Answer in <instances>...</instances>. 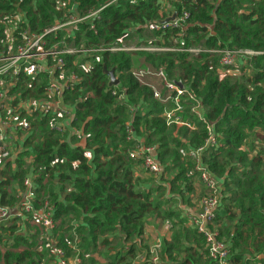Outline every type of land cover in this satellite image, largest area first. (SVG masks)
Listing matches in <instances>:
<instances>
[{"label":"trees","instance_id":"16d2710c","mask_svg":"<svg viewBox=\"0 0 264 264\" xmlns=\"http://www.w3.org/2000/svg\"><path fill=\"white\" fill-rule=\"evenodd\" d=\"M180 1L181 4H174L176 10L180 12L184 7L190 15L184 46H206L213 43L221 49L264 51V0ZM109 2L69 0V7L76 6L81 15ZM12 4H19L25 12L27 25L23 23L21 27H28L36 32L48 29L63 14L56 11L53 0H35L34 5L32 0H0V16L11 13ZM157 13L159 8L156 0H118L105 8L100 13L99 20L92 25L78 24L73 31L74 38L67 39L66 44L76 48H97L121 38L134 42L145 37H155L158 33L146 26L149 21L160 20ZM129 27L132 28L128 29ZM175 35L174 31L167 33L164 37L166 44ZM61 38L58 35L56 38L51 36L50 39L57 43ZM100 56L101 61L95 62L89 71L82 69L83 62H77L76 56L65 57L66 72H74L81 79L78 85L64 94L65 102L75 106L71 125L81 136L74 133L59 135L50 131L46 126V117L36 121L35 134L26 141L25 147L27 152L31 148L36 155L33 170L38 175L37 193L45 192L42 184L46 178L52 183L55 179L61 183L63 197L53 189L48 194L54 208L53 219L60 220L55 233L71 235V230L75 227L80 249L84 247L94 253L97 246L101 249L107 248L106 246L113 249L121 247L109 256V263L129 264L130 258L135 257L139 250L137 242L143 244L145 219L154 213L151 210H159L160 199L154 200L153 206L150 203L152 196L150 197V192L145 187L137 188L138 190L134 188V168L140 166V162L129 158L128 152L134 149V144L126 139V124L130 122L137 138L144 145L156 147V155L162 164L173 163L180 167L170 183V191L181 199L192 190L186 169L181 168L185 163L180 152L183 154L193 144L202 145L205 131L203 123L197 121L190 112L194 103L191 101L184 103L179 115L183 120L195 123L194 131L165 125L162 116L164 106L152 98L149 89L140 86L129 74L133 64L130 54L102 53ZM140 56L153 67L163 69L171 80L178 70L176 75L180 76L179 79L200 102L205 119L213 124L220 145L209 148L203 162L217 179H221L223 193L225 187L228 188L227 192L235 190L229 193L226 201L229 206L235 204L239 207L238 213L228 206L220 209L222 211L215 221H232L228 229H219L220 236L225 234L226 238H223L231 246V264H252V260L264 255V163L257 157L247 161V157L237 153V150L246 133L257 129L264 131V109L261 105L264 93L259 91L249 96L247 89L231 78L219 80L213 72L218 66L217 60L206 55L192 58L193 55L188 53H144ZM249 63L253 66L255 75L259 73L260 77H264V55ZM104 66L106 70L115 69L120 89L126 94L124 103H118L112 97V88L108 87ZM44 80L43 77L37 83V90L33 95L42 96ZM24 81H19L16 89H21L27 95L30 92L22 85H27L28 82ZM88 91L94 92V96L89 97ZM127 106H134L133 114L128 113ZM140 125L145 127L143 138L138 135ZM29 170L22 169L21 164H18L15 171L6 169L2 172V206L11 208L15 205L16 198L7 191L12 187L13 181L21 186ZM171 214L168 212L165 217L170 218ZM1 233L0 229V246L3 245L5 249L20 245L32 249V244L20 237L11 239L12 245L8 247L3 243ZM63 233L57 237L55 245L70 253L69 241L72 238L70 236L64 239ZM195 235L200 238L201 252L197 254L193 249H185L187 262L181 264H212L203 256L204 239L196 233ZM117 241L120 244H116ZM167 250L169 255L172 252L180 253L174 245H169ZM0 264H41V260L37 253L30 250H6L3 255L0 252Z\"/></svg>","mask_w":264,"mask_h":264},{"label":"built area","instance_id":"2783aa9c","mask_svg":"<svg viewBox=\"0 0 264 264\" xmlns=\"http://www.w3.org/2000/svg\"><path fill=\"white\" fill-rule=\"evenodd\" d=\"M53 1L56 11L63 12V14L43 32L21 27L23 23L27 25V19L19 4H12L11 13L2 12L0 16V181L2 172L6 169L15 171L18 164H21L22 169H30L22 185L19 186L18 183L15 185V205L7 208L0 204V225H6L4 224L6 221H26L30 217L44 236L48 255L53 264H81V249L75 227L71 230L70 253L56 246L53 241L52 232L57 225L53 219L54 208L48 196L43 192L37 193L38 175L33 170L36 155L31 148L27 152L25 147L26 141L35 134L36 121L46 117L48 118L46 126L50 131L59 135L74 133L81 136V133L75 131L71 125L75 106L64 100L65 92L78 85L81 79L74 72H66L65 57L76 56L77 62H83L84 71H89L95 62L101 61L102 53L131 55L188 53L195 57L206 55L211 59H216L221 69H249L252 67L249 62L256 57L263 56L264 51L221 49L213 43L206 46H184L190 15L184 7L180 12L176 10L174 4H181L180 0H156L159 8V21L170 19L173 14L175 18L164 25L148 24L146 27L158 34L147 41L138 39V47H133L132 42L122 38L97 48L70 47L66 44V40L74 38L73 31L78 24L92 25L94 21L99 20L100 13L105 8L118 0H113L99 9L89 10L81 15L76 6L69 7V0ZM194 1L190 0V3ZM32 4H35V0H32ZM170 31L176 32V35L169 39V44H166L164 37ZM58 35L62 36L61 40L53 43L51 36L56 38ZM129 74L140 86L149 89L152 98L164 106L162 116L167 127L176 126L194 131L195 123L183 120L179 115L186 101L194 102L190 107V112L197 121L203 123L206 139L199 147L186 148L183 156L195 165L204 193L195 202L194 209L185 208L183 210L182 217L190 229L204 239L207 260L212 264H231V246L220 236L215 226L217 213L223 200V185L202 160L203 152L220 145V139L215 133L213 124L205 119L200 102L193 97L184 83L180 86L179 82L169 79L165 72L151 66L131 64ZM43 77L45 80L42 86V96L38 97L33 93L37 90V83L41 82ZM19 81L28 82L25 86L30 93L24 95L23 91L16 89ZM107 81L109 84L108 78ZM111 88V95L116 102L124 103L126 94L123 89H120V84ZM127 107L128 113L133 114L134 106ZM262 108L264 109V101H262ZM126 125V139L134 144V149L128 152L129 158L139 161L145 171L156 179L160 178V183L164 184L165 169L156 155V147L144 145V142L137 138L130 122ZM201 152L202 155H200ZM45 182L46 180L43 181ZM7 192L9 193V190ZM161 251V240H156L149 247L146 257H140V261L136 264H165L161 258Z\"/></svg>","mask_w":264,"mask_h":264},{"label":"rangeland","instance_id":"374dc122","mask_svg":"<svg viewBox=\"0 0 264 264\" xmlns=\"http://www.w3.org/2000/svg\"><path fill=\"white\" fill-rule=\"evenodd\" d=\"M109 2V0H107ZM113 0H111L110 2H112ZM135 1V0H132ZM72 4V2H71ZM139 18V16H137ZM135 26V23H133L132 27ZM143 26V25H142ZM129 27L128 29L132 28ZM127 29V30H128ZM149 39H147L146 37L142 40V41H147ZM156 44V43H155ZM133 47H138L139 45L137 44L136 41L132 42ZM144 53H139V54H135L132 57L134 58V62L135 65L136 64H141V66H151L153 67L151 64H149L148 62H146L145 60H142L140 58L139 55H142ZM192 58H196V57H192ZM156 70H162L163 72H165L163 69L158 68V67H153ZM177 69V68H176ZM179 72L178 70L175 72L174 76H173V80L177 81L179 83L183 82L179 79V75H176V73ZM214 75L219 79V80H223L225 78H231L232 81L236 82L238 85L244 87L247 89L249 96L254 95L256 93H258L259 91H261L262 93H264V77H260L259 73L255 75V72L253 70V66L249 69L247 68H232V69H221L220 67L216 66V68L213 70ZM25 86V85H22ZM26 88V86H25ZM21 91V89H19ZM88 95L90 96H94V92L92 91H88ZM264 101V100H263ZM71 105V103H69ZM262 105V103H261ZM196 129V127H195ZM204 129V128H203ZM138 135L140 137H145L144 136V132L145 131V127L143 125H140L138 128ZM192 132V131H191ZM246 137L244 139V141L242 142V145L240 146V148L237 150V153H241L243 155H245L247 157V161H252L255 157H257V159H262V163H264V131L262 130H255V132H248L246 133ZM206 139V137H205ZM204 139V141H205ZM204 144V142L202 143ZM191 147H199L196 145H190ZM201 146V145H200ZM219 147V146H218ZM206 152H203V157L205 156ZM238 154V155H239ZM181 157L183 158V162L185 164H183V166L181 167L182 169H186L185 173H187V177H188V183L191 184V193H194L195 190H201V183L199 180V175L196 172V168L195 165L192 163L190 164L189 161H187L188 159H186V157L183 156L182 152H180ZM200 155H202V152L200 153ZM236 155V156H238ZM203 160V158H202ZM162 164V163H161ZM164 166V184L162 185H158L155 181V179L153 178V176L151 174H149L147 171H145L141 165L140 166H136L134 168V177H133V182L135 185V190H138L140 188H144L145 190L147 189L150 192V197L151 198V205L154 206V200L156 199H160L159 202V210H151V212H154V214H156L155 217H147L145 219V221L148 218L151 219H155L158 220V218H161V224L163 226H167V223H170L168 221L165 222V224L163 223L165 219H167L168 217H165L166 214L168 213V210H171L172 212H174V209H172L173 207L175 208L177 205L178 207L184 206H189L194 208L195 205L193 204V202H191V199L188 198H184L182 200L179 199L180 203H178L177 200H173V198H171V203L173 204L170 205L168 203V197H170L173 193H171L170 191V183L172 181V179L174 178V176L176 175L177 172L180 171V167H177L175 164L173 163H165L162 164ZM207 166V164H206ZM240 172V171H239ZM46 182L43 183L42 185H44V189L46 193L45 195L48 196L49 198V190L53 189V191H55V193H58L60 195L63 194L60 191V184L59 181H57L58 179H55L53 181V183L51 181L48 180V178L45 179ZM219 182H221V179H218ZM193 183L195 184V186H193ZM138 188V189H137ZM14 184L12 185V187H10L9 191L10 193H12L14 190ZM227 187H225V191H224V203H223V208H221L222 210L228 206L230 209H232V211H234L235 213L239 212V207H237L235 204H232L231 206H229L228 201H226L227 199H229V193H232L233 190L231 192H227ZM177 195V194H176ZM167 197V198H164ZM51 199V197H50ZM53 199V198H52ZM55 200V199H54ZM177 207L176 211V219H178L181 211L180 209ZM151 209H153V207L151 206ZM222 210H219L217 214H219ZM156 211V212H155ZM179 213V215L177 214ZM153 214V215H154ZM172 217L174 216V213L171 214ZM181 216V215H180ZM171 218V217H170ZM223 220V219H222ZM180 221H182V219H180ZM221 221V220H220ZM20 223L21 221H6L4 222V224L9 225V228L7 229V232L9 231V229H11L10 231L12 232L13 230H15L14 232L16 233L17 236H19V234L21 233L20 231ZM216 223V221H215ZM24 226V225H23ZM27 230L31 231V232H35L34 235L35 236V248L34 250L38 251V253L43 252L42 255H39L40 260H41V264H49V255H48V251L46 248V243L44 241V236L40 233L39 227L36 225H29L26 224L25 225ZM151 227V224H148L147 229ZM16 228V229H15ZM223 233H226L225 231ZM15 235V236H16ZM14 236V237H15ZM222 237H225V234L221 235ZM9 242H11L10 238H9ZM154 243V241L152 240V237L148 238L147 240V244H144L142 247L145 249V251H142V248H140L137 252V254L135 255V257L130 258L129 264H136L137 262L140 261V257L144 258L146 257V253H148V248ZM116 244H120L117 243ZM166 245H169L168 241L166 242ZM107 248L105 249H101L100 246H97L96 251L94 253H91V251H89L87 248L81 247L82 250V264H110L109 260H108V256L111 255V250L112 248H108V246H106ZM5 249V248H4ZM5 250L11 251L10 248H6ZM14 252V251H13ZM104 257H103V256ZM264 256V255H263ZM170 258L174 261V262H179L177 261V254H175V252H172L170 254ZM132 260V262H131ZM124 264V263H121ZM252 264H264V257H261L260 259H257L255 261L252 262Z\"/></svg>","mask_w":264,"mask_h":264},{"label":"crops","instance_id":"0c3cea01","mask_svg":"<svg viewBox=\"0 0 264 264\" xmlns=\"http://www.w3.org/2000/svg\"><path fill=\"white\" fill-rule=\"evenodd\" d=\"M158 14V13H157ZM158 17L160 18V16H159V14H158ZM150 22H152V21H149V23L148 24H150ZM142 27H144V25L142 26ZM144 39V38H143ZM147 39H149V38H147ZM136 42H138V39L136 40ZM137 54H139V53H137ZM131 55V54H130ZM135 55V54H134ZM133 55H131V57H132ZM140 56V55H139ZM135 58V57H134ZM134 58L132 57V63L133 64H135V62H134ZM140 58L142 59V60H144L141 56H140ZM138 65H141V64H136V66H138ZM115 76L116 77H118V75L117 74H115ZM154 179H155V181H156V183L158 184V185H162V183H160L161 181H160V178L159 179H156L155 177H153ZM201 183V182H200ZM13 184H14V191L12 192V193H10V191H9V194L10 195H13L14 196V198H16V194H15V185L17 184L15 181H13ZM193 186H195V184L193 183ZM201 190H198V192H197V190H195V192L194 193H189V194H185L184 195V197H183V199L186 197V198H188V199H191V202H193V204L195 205V202H197V200L201 197V195H203V193H204V189H203V187H202V184H201ZM10 189V188H9ZM8 189V190H9ZM181 189H182V186H181ZM223 197H225L224 196V193H223ZM164 198H167V197H164ZM171 198H173V200H177L178 201V203L179 204H181L180 203V201H179V199L180 200H182L180 197H179V195H176V193H173L170 197H168V199H170V200H168V203L170 204V205H172V207H173V204L170 202L171 201ZM223 206V204H221V207ZM177 207H178V205L174 208H172V209H174V212H172L171 210H168V212L169 213H174V216L173 217H171V218H167V219H165L164 220V224H165V222L166 221H168V222H170V223H167L168 225L167 226H163L162 224H161V218H158V220H155V219H151V218H148L145 222H144V234H143V244H140V242L138 241L137 242V247H138V249H140V248H142V251H145V249L142 247L144 244H147V240H148V238H150V237H152V240L155 242L156 240H161V243H162V251H161V258H162V260L165 262V264H181V263H185V262H187V260H186V258H187V255H186V252H185V249H193L192 251L193 252H197V254H199L200 252H201V243H200V238L198 237V236H196L195 235V233L193 234V230L192 229H190V227L188 226V223L185 221V220H183V217H182V215H183V210L186 208H191L192 209V207H189V206H182V208L181 207H178L179 209H180V211H181V213H180V215H179V213H177L178 215H179V217H178V219H176V211H178L177 210ZM221 207H220V209H221ZM195 208V207H194ZM193 208V209H194ZM154 214V213H153ZM152 214V216L151 217H155L156 216V214H154L153 215ZM219 215V214H218ZM180 219H182V221H180ZM57 222V225H59V223H60V220H57L56 221ZM234 223V222H233ZM26 224H29V225H31V226H33V225H35L33 222H32V220H31V218L30 217H28L27 218V220L26 221H21V223H20V231H21V233L19 234V236H17L16 235V233L14 232L15 230H13L12 232L10 231L11 229H9V231L7 232V229L9 228V225H0V229L2 230V233H1V235H2V239L4 240L3 241V243H6L7 245H8V247H10L11 245H12V241L11 242H9V238H10V240L11 239H14V238H16V237H20V238H22V239H25V240H27L26 242L27 243H29V244H32V249H30L28 246H23V245H20V246H18V247H11L10 248V250L11 251H14V252H23V251H32V252H35V253H37L38 255H42V253L43 252H40V253H38V251H36V250H34V248H35V242H36V240H35V236L36 235H34V233L35 232H31V231H29V230H27V228H26ZM148 224H151V227H149L148 229H147V226H148ZM217 224V225H216ZM232 224V221H229V220H227V219H223V220H221V221H216V223H215V226H216V228L218 229V231H219V229H224V230H226V229H228L229 228V226ZM24 225V226H23ZM56 225V227H55V229L53 230V234H52V238H53V241L55 242V240L57 239V237L60 235V234H62L63 232H57V233H55V231H56V229H57V226ZM37 226V225H36ZM16 229V228H15ZM40 230V229H39ZM40 233H41V231H40ZM67 233H63V235H64V239H66V238H68V237H70L71 235H69V234H67ZM71 234H72V231H71ZM16 235V236H15ZM198 235V234H197ZM15 236V237H14ZM44 238V237H43ZM109 239H111V237H109ZM44 241H45V239H44ZM168 241V243H169V245H174L175 247H177V250L180 252L179 254L176 252L175 254H177V261H179V262H174L171 258H170V255H169V253H168V250H167V248H168V246L169 245H166V242ZM46 243V242H45ZM5 247L2 245V246H0V252H1V254L3 255L4 253H5V249H4ZM112 248V247H111ZM121 247H115L114 249L112 248V250L111 251H113V252H111V256L113 255V254H115L116 253V251L115 250H118V249H120ZM149 249V248H148ZM125 250H126V247H125ZM204 250H205V248H204ZM147 254V253H146ZM122 255V254H121ZM103 256V255H102ZM197 256V255H196ZM203 256H204V259H207L206 258V255H205V252L203 253ZM104 257V256H103ZM109 257V256H108ZM261 257H264L263 255H259L258 257H257V259H260ZM194 258H195V256H194ZM257 259H255V260H257ZM255 260H252V261H255ZM49 261H50V263L49 264H53V262L51 261V259L49 258ZM2 262H3V257H2Z\"/></svg>","mask_w":264,"mask_h":264},{"label":"water","instance_id":"95a60500","mask_svg":"<svg viewBox=\"0 0 264 264\" xmlns=\"http://www.w3.org/2000/svg\"><path fill=\"white\" fill-rule=\"evenodd\" d=\"M175 18V14H173V16L170 18V19H166V20H163V21H152L150 22V24H159V25H164L168 22H171L173 21ZM104 68V75L108 78L109 80V87H114V86H117L119 85V80L116 78L115 76V69H110V70H106L105 66L103 67ZM181 83H179L180 85ZM181 86V85H180Z\"/></svg>","mask_w":264,"mask_h":264}]
</instances>
